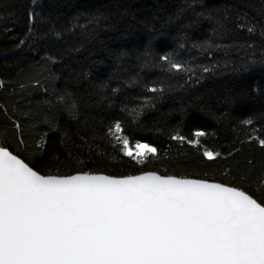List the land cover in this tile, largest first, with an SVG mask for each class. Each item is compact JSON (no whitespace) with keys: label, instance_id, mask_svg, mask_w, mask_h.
<instances>
[{"label":"trees","instance_id":"trees-1","mask_svg":"<svg viewBox=\"0 0 264 264\" xmlns=\"http://www.w3.org/2000/svg\"><path fill=\"white\" fill-rule=\"evenodd\" d=\"M33 9L38 15L30 25ZM240 11L257 24L256 32L236 28ZM226 12L231 19L225 29L214 31ZM261 24L264 0H0V133L6 130L0 140L42 168L65 164L74 170L135 174L140 165L132 168L129 158L123 163L114 158L118 149L99 140L93 143L86 127L99 128L101 121L120 118L133 147L141 139L158 149V160L144 170L192 178L208 173L209 178L236 183L251 170V179L244 183L250 193L264 197L256 182L264 168V147L248 139L264 136L253 132L264 121L242 123L264 113V63L244 68L251 52L221 47L208 56L193 47L205 40L222 46L255 40L259 45ZM173 52L214 70L192 83H185L187 76L169 80L176 74L168 73L159 57ZM255 55L259 59V46ZM157 61L164 67L154 66ZM32 79L40 81L39 88L30 85ZM154 81L178 86L157 100L139 125L128 124L121 105L138 102L147 93L144 85ZM175 127L183 135L205 130L202 143L219 150L221 157L207 161L171 140ZM41 152L43 161L38 159Z\"/></svg>","mask_w":264,"mask_h":264},{"label":"snow or ice","instance_id":"snow-or-ice-1","mask_svg":"<svg viewBox=\"0 0 264 264\" xmlns=\"http://www.w3.org/2000/svg\"><path fill=\"white\" fill-rule=\"evenodd\" d=\"M37 15L34 9L29 11L30 25ZM230 19L226 12L214 31H223ZM236 28L254 33L257 24L240 11ZM260 37L259 45L255 40L224 46L205 40L193 47L208 56L213 55V48L221 47L251 52L249 62L242 65L247 68L264 63V24L260 25ZM257 46L259 59L255 55ZM159 61L167 63L168 73L176 74L167 79L187 76L185 83L194 82L193 78L198 81L214 70L195 64L194 58L181 60L174 52L160 56ZM159 61L154 66L163 68ZM29 83L40 87L38 79ZM174 86L178 85L166 86L163 81L145 84L151 95L146 93L138 102L121 105L128 124L139 125L143 114ZM261 121L264 113L242 123ZM86 127L93 143L99 140L101 145L110 144L113 151L118 149L114 158L123 163L127 157L132 168H141L126 175L86 171L83 167L74 170L65 164L55 165L54 170L42 168L36 161L26 162L18 150L14 154L9 150L11 145L0 140V264H264V197L250 193L244 183L251 179V170L241 174L240 183L235 179L221 182L209 178L208 173L192 178L144 170L158 160V149L136 139L133 150L124 120L114 118L107 123L101 121L99 128ZM257 131L264 132V126L253 130ZM4 134L6 130L0 137ZM207 134L196 129L191 135H183L175 127L170 139L214 162L222 153L202 143ZM83 139L87 143L88 136ZM248 139L264 147V136L249 135ZM38 159L44 160L43 152ZM256 182L264 189V168Z\"/></svg>","mask_w":264,"mask_h":264},{"label":"rangeland","instance_id":"rangeland-1","mask_svg":"<svg viewBox=\"0 0 264 264\" xmlns=\"http://www.w3.org/2000/svg\"><path fill=\"white\" fill-rule=\"evenodd\" d=\"M133 150H134V147H133ZM142 151H144V149H141Z\"/></svg>","mask_w":264,"mask_h":264}]
</instances>
